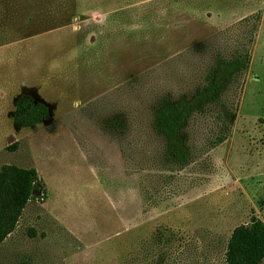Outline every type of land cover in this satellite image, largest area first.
<instances>
[{
	"label": "rangeland",
	"instance_id": "obj_1",
	"mask_svg": "<svg viewBox=\"0 0 264 264\" xmlns=\"http://www.w3.org/2000/svg\"><path fill=\"white\" fill-rule=\"evenodd\" d=\"M240 48L224 139L207 105L184 126L189 161L160 164L154 101L190 97ZM19 94L48 118L15 126ZM3 164L34 168L39 194L0 264H225L232 228L264 223V0H0Z\"/></svg>",
	"mask_w": 264,
	"mask_h": 264
},
{
	"label": "trees",
	"instance_id": "obj_2",
	"mask_svg": "<svg viewBox=\"0 0 264 264\" xmlns=\"http://www.w3.org/2000/svg\"><path fill=\"white\" fill-rule=\"evenodd\" d=\"M249 50L240 48L228 58L218 56L204 73V84L190 97L169 100L158 98L152 104L151 130L162 138L163 153L159 163L171 168L183 166L190 158L184 126L193 112L212 105L222 125L220 143L229 129L231 108L221 99V94L234 83L248 67ZM12 123L17 127H30L48 118L47 106L28 94H19L13 102ZM226 134V133H225ZM36 172L32 167L13 164L0 166V243L15 228L22 209L38 190ZM27 233L33 235L32 229ZM170 237L163 239L161 258L170 253ZM170 245V246H169ZM223 261L225 264H262L264 261V223L251 215L246 223L232 228L226 238ZM156 264H160L156 262Z\"/></svg>",
	"mask_w": 264,
	"mask_h": 264
},
{
	"label": "water",
	"instance_id": "obj_3",
	"mask_svg": "<svg viewBox=\"0 0 264 264\" xmlns=\"http://www.w3.org/2000/svg\"><path fill=\"white\" fill-rule=\"evenodd\" d=\"M32 194L37 195V194H39V191H38V190H33V191H32Z\"/></svg>",
	"mask_w": 264,
	"mask_h": 264
}]
</instances>
